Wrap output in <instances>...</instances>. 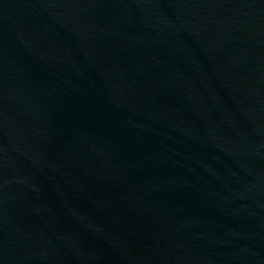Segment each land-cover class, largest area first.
Listing matches in <instances>:
<instances>
[{"label":"water","instance_id":"95a60500","mask_svg":"<svg viewBox=\"0 0 264 264\" xmlns=\"http://www.w3.org/2000/svg\"><path fill=\"white\" fill-rule=\"evenodd\" d=\"M0 264H264V0H0Z\"/></svg>","mask_w":264,"mask_h":264}]
</instances>
